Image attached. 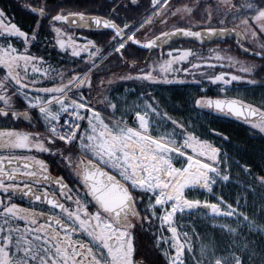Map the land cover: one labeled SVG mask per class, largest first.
Here are the masks:
<instances>
[{
	"label": "snow or ice",
	"instance_id": "6c2138e0",
	"mask_svg": "<svg viewBox=\"0 0 264 264\" xmlns=\"http://www.w3.org/2000/svg\"><path fill=\"white\" fill-rule=\"evenodd\" d=\"M209 3L211 7L206 6L200 16L202 23L193 25L194 9L185 6L173 10L168 0H148L139 18L119 15L121 8L127 11L123 0L105 15L91 14L94 9L71 11L53 8L48 0H30V4L21 5L36 17L35 27L29 31L12 23L0 9V121L27 122L33 129L0 126V264H140L137 230L144 224L151 228L153 220L158 221L156 227L170 233L167 238H156L157 246L168 245L163 254L170 257L169 264H186L184 254L190 246L181 240L189 237L179 230L178 220L200 211L210 212L213 220L233 218L237 227L219 225L230 235L241 234L240 224L264 235V224H257L247 214L254 208L248 207L246 195L256 186L264 192V175L253 176L250 169L243 168L252 179L244 181L241 193L229 203L223 195L215 194L216 188L231 180L222 149L159 111L152 93H141V103L123 110L107 97L93 102L91 96L93 70L105 61H122L129 67V73L119 79L149 86L185 83L167 78L177 70L174 65L185 62L191 69L204 67L214 72L227 68L218 74L201 73L211 84L221 85L224 95L201 96L194 105L242 119L264 132V110L226 95L229 86L242 80V75L231 74L232 69L255 75L264 72V65L242 62L228 54L231 49H212L209 56L190 48L162 51L165 46L171 49V42L177 38L201 43L219 38L226 42L232 32L239 37V49L264 60V0H199L195 14L199 15L200 7ZM170 17L184 26L161 29L145 43L137 39L158 24L167 26ZM237 21L236 27L227 26ZM44 24L53 34L49 42L52 47L63 55L79 58L84 69L63 71L48 64L43 56L32 54L30 49L39 41ZM93 28L110 30V39L103 48L86 37L69 35L70 31ZM13 41H19L22 48L14 46ZM132 45L161 53L143 67L136 60L129 64L125 53L134 55L129 50ZM247 82L257 83L255 79ZM85 90L88 97L83 95ZM21 97L23 102L17 103ZM121 103L126 105L127 101ZM33 111L36 116L30 114ZM42 154L54 162L59 158L58 166L73 186L64 176L51 175L47 161L38 158ZM193 191L207 193L217 202L189 198ZM14 198H27L30 206L21 207L13 202ZM35 202L46 204L48 211H37L32 206ZM260 213L264 218V203ZM20 222L24 227L11 226ZM248 243L239 245L246 256L231 250L227 256H217L215 249L203 245L200 255L210 257L205 264H251L254 253Z\"/></svg>",
	"mask_w": 264,
	"mask_h": 264
},
{
	"label": "trees",
	"instance_id": "16d2710c",
	"mask_svg": "<svg viewBox=\"0 0 264 264\" xmlns=\"http://www.w3.org/2000/svg\"><path fill=\"white\" fill-rule=\"evenodd\" d=\"M172 2L170 5L173 7L175 5H179L184 3L187 0H171ZM121 3V0H48V4L56 8H64L66 10H73L74 9H82L86 6V8L94 9L95 12H100L103 14L110 13L111 8L115 7L117 4ZM124 5L127 8V11L124 8L119 10L120 16H135L137 18L141 17L142 14L145 12L148 6V0H132L130 3L129 0H123ZM204 6L202 5L199 10V15H196L195 12L192 15V19L194 21H200V16L204 13ZM0 9H4L7 14L8 19L12 21V23H16L22 27L24 31H29L30 29L35 27V20L36 17L33 15L28 14L24 8H22L16 0H0ZM192 23V22H191ZM183 25V24H182ZM51 30L47 24L40 30V38L37 43H35V48L38 50H44L38 56H43L48 64L52 65L53 67H57L60 70L65 71L67 67L72 63V57L65 59L66 55H63L59 49H54L52 45L49 43L51 39L49 38L48 33ZM109 33V32H108ZM44 43L47 45L44 47ZM192 43L185 42L183 43V47H191ZM174 45V44H173ZM176 46V45H174ZM34 48V46H32ZM205 48V47H202ZM36 49V50H37ZM35 50V53L37 51ZM41 50V51H42ZM131 51V50H130ZM231 51L241 55L240 52L235 48L234 45H231ZM132 52V51H131ZM125 57L127 59H131L132 56H128L125 53ZM152 57H159L158 54L155 55L153 53ZM245 57V56H243ZM247 60H253L255 63V58L247 56ZM245 58V59H246ZM84 69V66L81 68ZM224 70L227 71L228 69H219L209 71V75L218 74L219 71ZM234 70V69H232ZM126 66L124 62L112 60L111 63L107 61L104 64H101L99 68L93 70L92 80H93V90L91 93L92 99L94 102L101 99V96L111 98V96L115 92H129L132 95H138L141 92H147L152 88L149 85H144L143 83L132 82L121 80L119 77L121 75H125ZM235 71V70H234ZM192 70L189 72L191 73ZM236 73H240L238 69L235 71ZM186 73L184 77H192V74ZM242 74V73H240ZM261 80L264 77V72L259 73ZM248 76L247 74H243ZM252 78L255 75H249ZM192 79V78H191ZM205 79V77H204ZM202 77H200L199 85H197V89L195 92L193 91L194 88L190 87L188 84L183 83H171V84H159L157 89H154L152 95L155 98L156 103L159 105L158 110L162 113H167L169 117L173 120H176L178 123L184 124L185 126L188 124V120H191L192 117L195 116L194 113L190 112V99H196L198 89L200 85L206 84L209 88L207 94H211L213 90H217L216 93L221 92V85L211 84L210 82L204 81ZM112 81L109 84V81ZM248 80V81H249ZM103 81L101 84L100 82ZM175 81H181V79H177ZM264 81V80H263ZM243 85L248 83L245 81L234 82L233 87L235 88V84ZM147 88H144V86ZM252 85V84H250ZM44 86H51V85H44ZM87 95L89 96V92L85 90ZM195 93V94H194ZM247 99V98H246ZM250 99V98H249ZM23 102V101H22ZM20 102V103H22ZM32 116H36V113L31 112ZM198 125H212L214 130L216 131L217 138L221 141V143L227 148L230 152L231 156L239 159L242 163H245L251 167V173L254 176H261L264 175V134L259 133L258 130L248 126L245 123L237 121L235 119H231L229 117H224L220 115L214 116L211 120L209 117H204L203 119H198L196 121ZM36 130L43 131V128H38ZM219 133V135H217ZM233 185V191L229 189V186L221 185V188L218 187L215 189L216 193L219 195H223L225 200L229 203H233L234 198L241 193V188L237 184H230ZM262 195L260 193H248L247 199L249 200V208H254V211H249L247 214L256 220L257 224H264V218L261 217L260 207L264 201L261 200ZM212 201H215L213 197L209 198ZM245 210V209H242ZM3 221L0 220V223ZM21 222L17 223L21 227ZM16 225V226H17ZM13 227V225H11ZM218 230H213L209 232V237L213 236L212 240L216 238L218 235ZM213 232V233H212ZM241 234L239 236L233 237L227 232L225 235V249L224 252L226 255H229V250L235 252V254H240L241 256H246V250L241 249L239 247L242 243H248V247L252 248V252L254 255L251 258V264H264V260L261 259V253L264 252V235L256 232V230H252L251 232L247 228H241ZM153 240L150 242L149 250H152L154 253L152 254V260H154V264H166L167 262L163 258V256L157 251L155 244H153ZM236 243V244H235ZM255 247H252V246Z\"/></svg>",
	"mask_w": 264,
	"mask_h": 264
},
{
	"label": "rangeland",
	"instance_id": "374dc122",
	"mask_svg": "<svg viewBox=\"0 0 264 264\" xmlns=\"http://www.w3.org/2000/svg\"><path fill=\"white\" fill-rule=\"evenodd\" d=\"M191 1H194L196 3L197 0H191ZM195 3H192L191 8H193L195 6ZM188 4H189V2L179 6L177 8H183L185 6L189 7ZM208 7H211V6H208ZM176 21L177 20L175 18L170 17L169 18V23H168L167 26L158 24L154 28H152L148 34H153L155 31H160L161 29L164 30L165 28L170 26V24H173ZM170 50L171 49H169L168 51H170ZM221 54H223V53H221ZM231 54L236 56L242 62L254 63L253 60H247V58L245 59V57H240L236 53H231ZM174 66H176V65H174ZM176 69L177 70L175 71V73H178L179 72V68H176ZM234 70L236 71L235 68H234ZM234 70H231V74L242 75V79L246 78L245 75L240 74V73H236ZM247 84H250V83H246V85ZM128 93L129 92H124V96L127 97ZM98 100H103V99L101 97V99L99 98ZM132 101L133 102H127L126 105L123 104V103H119V102H116V103H118V105L123 110L125 108L131 109V106L133 104L142 102L140 100V97L137 98L136 100H132ZM190 112L194 113V111H192V110ZM117 115H120V113L118 112ZM195 115L199 119H201V117H202V115H200V113L198 111H196ZM130 122H132V121L129 120V123ZM169 128H171V126H169ZM169 130H171V129H169ZM230 184H236V183L227 182V184H226L227 186H229V189L233 191L234 187H233V185L231 186ZM239 184H241V183H239ZM226 185L224 184L223 186H226ZM220 188H221V186H220ZM202 193H204V192H202ZM252 193H256V192H252ZM204 194L208 198L209 195L207 193H204ZM215 194L219 195V193H216V192H215ZM213 202H217V201H213ZM211 215L212 214H208V213L205 214V212H203V211L193 212L191 215L185 214L182 218H180L178 220V228H179V230L181 232L185 231V228H186L187 225H189L190 228H191L190 230L187 231L189 239L187 241H184L183 239L181 240V242H183L186 245L190 246V249L186 248V251H185V254H184V259H185L186 264H205L206 260L209 259L210 257L207 254L205 256H203V257L200 255V251H201V246L202 245L206 246L207 248L215 249L217 256H227L225 254V252H224V249H225L224 245L226 243L225 235H227V231L225 229H219L220 228L219 225H221V224H230L233 227H237V224H236V222H235V220L233 218H232V220H228L226 218L218 217V218L213 220V219L209 218ZM242 227L244 228V225L240 224L239 225V231L240 232H241V228ZM212 229L218 230V231H216V232H218V235L213 240H212V238H213L212 235H211L212 238L209 237V232L212 231ZM161 235H163L165 238H167L169 236L166 231H164L163 229H159V231L157 232V237H159ZM232 236L235 237L236 235H232ZM158 248H159V253L163 256L165 261L167 260L166 262L169 263V258L170 257H166L163 254L164 250L168 249V245L164 244L162 246H158ZM170 255H171V252H170ZM236 255L241 256L240 254H236Z\"/></svg>",
	"mask_w": 264,
	"mask_h": 264
},
{
	"label": "flooded vegetation",
	"instance_id": "af4514ba",
	"mask_svg": "<svg viewBox=\"0 0 264 264\" xmlns=\"http://www.w3.org/2000/svg\"><path fill=\"white\" fill-rule=\"evenodd\" d=\"M84 30H74L72 32H70V35L76 38L79 37H86L88 40H92L94 41L92 38L88 37V33H83ZM86 32V31H85ZM138 38L142 39H146L141 37L140 35L137 36ZM227 40V39H226ZM229 42L233 43V40H228ZM78 42L82 43L83 41L78 40ZM227 42V41H226ZM225 41L223 42H217L219 44H216L217 46H222V48H227L229 47L228 44ZM214 43V42H213ZM14 46H16L17 48H22V44L19 41H13ZM212 45V44H211ZM200 47H206L208 48L210 45L208 46H202L199 45ZM247 47H249L246 44ZM132 50H136L135 47H132ZM206 49H199V53L202 54V52H205ZM256 50V49H254ZM195 51V50H194ZM136 53V51H134ZM143 53H147L146 51H142L139 52V59H141V57L143 56ZM203 56H207L206 54H203ZM145 62H147V59L144 58L142 60V65L145 64ZM131 63V61L129 62V64ZM194 63H201V61H196ZM255 64L256 65H264V60L261 59H256L255 60ZM202 68V67H201ZM129 67L126 68V70H128ZM3 72L2 70H0V75H2ZM260 74H255V76L253 77V79H255L257 81V83L255 85H251L250 88V95L251 97H249L253 103L258 104L259 105H263L264 106V81L261 80V77L259 76ZM195 79V78H194ZM261 110V107H259ZM31 114V113H30ZM0 126L3 127H19L20 129H24V130H31L27 124V122H12V121H0ZM16 154H20V153H16ZM39 159H43L45 161H47V163L50 165V171H51V175L53 176H64L65 180L69 183L70 187L73 186V182L71 180H69L68 176L66 175L65 171L62 170V166H58L59 164V158H55V162L53 160V158H50L47 154H42L39 155L38 157ZM51 191H55V189H51ZM13 202L19 204L21 207H29L30 203L27 200V198H24L23 200L20 199H15L13 200ZM5 203H7V201L5 200ZM35 207V209L37 211H44L47 212L48 211V207L46 206V204H39V203H34V205H32ZM21 227H24L23 222H21ZM41 223H43V221H41ZM158 224V221L153 220V226L150 228L148 224H144L142 228L137 230V241H138V260L140 261V264H154V260H152V254L154 253L152 250H149V245L150 242L152 241L153 238H156V232L159 231V228L156 227V225ZM17 224H13V227H20ZM152 253V254H151Z\"/></svg>",
	"mask_w": 264,
	"mask_h": 264
},
{
	"label": "bare ground",
	"instance_id": "6f19581e",
	"mask_svg": "<svg viewBox=\"0 0 264 264\" xmlns=\"http://www.w3.org/2000/svg\"><path fill=\"white\" fill-rule=\"evenodd\" d=\"M102 15H105V14L102 13ZM146 33H148V32H146ZM146 33L143 36H141V37L146 38V36H147ZM138 39H140V38H138ZM144 40L145 39H142L141 41H144ZM133 46L135 47L136 50H132ZM129 50H131L134 53V55L131 57V59H127L125 57V60L127 62L132 60L142 50V48H140L138 45H132ZM134 51H136V53ZM225 160H226L227 164L230 166V172H231L232 177H235V178H243V177H245V175H247V172H245L243 170V168H245V167L251 170V167L249 165H247L245 163H242L239 159L231 156L229 151H228V155H226V157H225ZM260 194L262 196H264V192H260Z\"/></svg>",
	"mask_w": 264,
	"mask_h": 264
},
{
	"label": "water",
	"instance_id": "95a60500",
	"mask_svg": "<svg viewBox=\"0 0 264 264\" xmlns=\"http://www.w3.org/2000/svg\"><path fill=\"white\" fill-rule=\"evenodd\" d=\"M232 37H236V39H239V37H237V35L235 34V33H232V32H230L229 34H228V36H227V38L226 39H228V38H232ZM178 39H187V38H177L176 40H178ZM219 38H213L212 40H206L205 42H203V43H207V42H210V41H213V40H218ZM235 39V40H236ZM142 43H145V42H147V41H141ZM236 43H237V40L235 41ZM239 50H241V49H239ZM242 51V50H241ZM243 52V51H242ZM244 54H247V55H249V56H253V55H251L250 53H245V52H243ZM256 57V56H255Z\"/></svg>",
	"mask_w": 264,
	"mask_h": 264
}]
</instances>
